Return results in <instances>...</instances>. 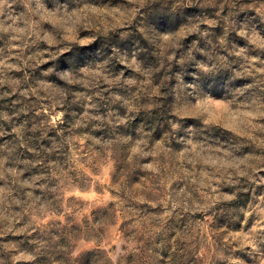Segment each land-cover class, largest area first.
Masks as SVG:
<instances>
[{"label": "rangeland", "instance_id": "374dc122", "mask_svg": "<svg viewBox=\"0 0 264 264\" xmlns=\"http://www.w3.org/2000/svg\"><path fill=\"white\" fill-rule=\"evenodd\" d=\"M97 3L115 12L122 10L123 0ZM228 14L224 0H215L205 12L209 25L215 22L220 26L217 35L227 34L220 18ZM54 22L43 24L42 37L55 36L49 30ZM135 30L143 28L136 25ZM124 47L134 48L152 63L151 50L140 40ZM56 51L43 40H30L22 51L10 49L6 38H0V60L12 65L6 69L0 66V161L4 169H15L21 181L40 177L31 190L20 189L7 171L0 179V186L7 184L13 196L23 201L22 205L10 204V212L5 211L15 219L0 220V260L16 249L23 255L25 249L38 251L50 245L51 251L44 253L40 264H62L55 258L59 250L73 246L79 250L99 241L101 246L146 248L163 264H227L225 258L232 256L235 235L252 226L240 209L250 204L253 190L264 192V186L242 182L238 202L218 201L201 211L197 206L208 203L212 195L197 183L204 166L173 158L165 164L163 175L152 177L127 165V146L120 135L113 137L112 146L102 145L107 139L106 121L124 116L127 105L140 109L130 121L132 128L143 125L155 141L178 148L167 126L171 119L166 111L171 66L157 68L150 87L143 86L142 80L141 87L122 94L100 82L95 87L74 88L80 99L66 103L56 78L44 76L57 63L53 60ZM120 70L117 65L116 71ZM220 111L218 105L215 115ZM258 123L264 124V120ZM209 142L214 147L231 144L238 155L264 158V131L259 129L239 138L218 133ZM254 179L264 180V169ZM212 188L219 194L237 191L227 179L213 181ZM26 191L31 192V199ZM165 198L171 203L166 204ZM178 203L191 205V212H172ZM152 233L161 235L152 240ZM201 253L207 255L206 261L197 259ZM121 264H142V258L122 259Z\"/></svg>", "mask_w": 264, "mask_h": 264}, {"label": "clouds", "instance_id": "9594fccd", "mask_svg": "<svg viewBox=\"0 0 264 264\" xmlns=\"http://www.w3.org/2000/svg\"><path fill=\"white\" fill-rule=\"evenodd\" d=\"M214 3L123 0L122 10L112 12L100 7L97 0H0V38H6L10 49L21 51L30 40L55 46L53 60L57 63L44 76L56 78V87L62 88L66 103L80 99L73 93L74 88L95 87L100 82L122 94L141 87L142 80L143 86L150 87L157 68L171 66L166 105L171 119L167 126L178 148L155 141L143 125L132 128L130 121L140 109L127 105L124 116L106 121L107 139L102 145L112 146L113 137L120 135L127 146V165L152 177L163 175L165 164L173 158L194 167L204 166L206 170L198 174L197 183L210 189L212 195L208 203L197 206L203 211L218 201L238 202L242 182L264 186V180L254 179L264 169V158L238 155L231 144L214 147L209 142L218 133L239 138L255 129L264 131V124L258 123L264 120V0H224L229 6L228 16L220 18L226 25L225 35H217L220 26L215 22L209 25L205 15ZM53 20L49 30L55 36L42 37L43 24ZM136 25L143 30L136 31ZM137 39L151 50V64L134 48L124 47ZM117 65L120 71H116ZM0 66L12 67L3 60ZM218 105L222 111L217 116ZM6 171L20 189L31 190L35 180L40 179L21 181L15 169H4L0 161V179L5 178ZM218 179H227L237 191L219 194L212 188ZM26 195L31 199L30 191ZM249 199L250 204L240 212L245 221H252V226L235 235L232 256L225 258L227 264H264V192L253 190ZM165 201L171 203L169 198ZM10 204L22 205L23 201L14 197L13 189L5 184L0 186V220L15 219L14 214L5 215L6 210L10 212ZM191 210V205L180 203L171 209ZM159 235L152 233L150 239ZM49 251L50 245L38 251L25 249L23 255L16 249L0 264H40ZM134 256L141 257L142 264H163L146 248L137 251L135 245L101 246L99 241L79 250L76 246L61 249L55 258L62 264H121L122 259ZM197 259L206 261L208 257L201 253Z\"/></svg>", "mask_w": 264, "mask_h": 264}]
</instances>
